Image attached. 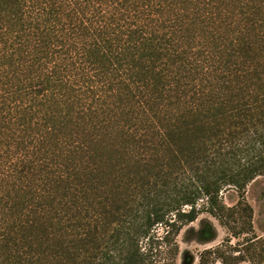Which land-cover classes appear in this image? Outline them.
<instances>
[{
  "label": "trees",
  "instance_id": "16d2710c",
  "mask_svg": "<svg viewBox=\"0 0 264 264\" xmlns=\"http://www.w3.org/2000/svg\"><path fill=\"white\" fill-rule=\"evenodd\" d=\"M259 175L264 0H0V264H153L201 211L261 264L220 194Z\"/></svg>",
  "mask_w": 264,
  "mask_h": 264
},
{
  "label": "rangeland",
  "instance_id": "374dc122",
  "mask_svg": "<svg viewBox=\"0 0 264 264\" xmlns=\"http://www.w3.org/2000/svg\"><path fill=\"white\" fill-rule=\"evenodd\" d=\"M220 194L226 206L239 200L246 202L251 208L252 231L249 234L253 232L261 239L264 238V176L259 175L250 181L240 193L242 195L235 188H225ZM205 219H208L212 227L206 235H202V220ZM154 232L160 238L164 229L158 225ZM170 238L169 243L154 242L150 255L153 264H198L201 261L204 264H220L222 261L225 264L259 263L258 257L252 258L247 254L245 247L248 243L244 234L233 235L224 224L206 211H201L194 221L183 225L178 234ZM175 244L177 251L174 250ZM261 264H264V257Z\"/></svg>",
  "mask_w": 264,
  "mask_h": 264
}]
</instances>
